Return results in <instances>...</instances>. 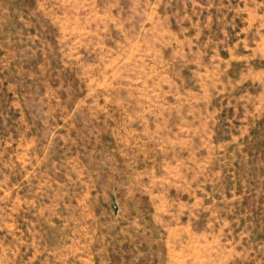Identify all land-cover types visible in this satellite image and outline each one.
Returning a JSON list of instances; mask_svg holds the SVG:
<instances>
[{
	"label": "rangeland",
	"instance_id": "rangeland-1",
	"mask_svg": "<svg viewBox=\"0 0 264 264\" xmlns=\"http://www.w3.org/2000/svg\"><path fill=\"white\" fill-rule=\"evenodd\" d=\"M0 264H264V0H0Z\"/></svg>",
	"mask_w": 264,
	"mask_h": 264
}]
</instances>
